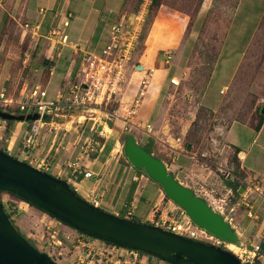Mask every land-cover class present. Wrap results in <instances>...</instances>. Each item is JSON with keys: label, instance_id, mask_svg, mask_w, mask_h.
Masks as SVG:
<instances>
[{"label": "rangeland", "instance_id": "1", "mask_svg": "<svg viewBox=\"0 0 264 264\" xmlns=\"http://www.w3.org/2000/svg\"><path fill=\"white\" fill-rule=\"evenodd\" d=\"M53 1L28 0L27 3V0H0V92L17 99L23 87L28 91L39 84L47 92L45 100H54L57 92L64 89L63 81L72 59H77L78 69L84 54L101 52H92V47L97 43V38L102 42L104 37H107L110 25L116 21L120 12L124 10V15L120 18L122 19L143 8L144 18L140 25L136 50L130 62H139V66L143 67L150 64L153 69L152 76L145 80H149L151 86L162 82V88L156 96L153 91L148 96L149 100L145 106H148L147 113H150L144 115L143 121L150 125V135L143 134L142 138L141 133H137V141L150 151L151 143L146 144L144 141L146 138H153L154 153L162 157L169 167L171 157L175 153L191 154L201 169L200 173L208 176L207 183L202 184L200 179L193 183L189 177H182L188 163L184 159L185 155L177 158L174 166L178 168L169 170L174 172L183 184H193L192 188L197 194L206 193L228 203L234 200L235 195L230 198L222 197L226 191V181L240 183V187L245 188L248 180L243 173H239V166L233 159L235 152L226 142L233 137L236 143L248 151L246 164L252 163L253 173L258 180L264 182V138L260 135L257 137L253 128L238 124L227 132L226 140L224 138V132L233 121L252 124L260 115L257 110L258 102L261 98L264 99V16L252 40L251 38L264 0H247L235 14L233 7L236 0H210L207 6L204 5L206 0H157L160 3L158 7L152 6V0H57V5L51 7ZM40 7L47 11L44 14L39 13ZM68 10L73 14V18L67 15ZM110 10L113 13L109 12ZM49 17H54V29L64 28L69 40L79 45L76 46V54L70 45L62 48L58 58L53 53L55 50L50 51L52 45L41 36L47 32L44 24L36 27L39 22L43 23ZM63 18L70 23L68 27H63ZM27 23L29 26L26 27ZM51 40L56 41L57 37L51 35ZM247 44L249 46L246 50ZM46 45L50 54H42L40 51V48ZM243 51L245 53L242 56ZM167 54L169 58H166ZM45 59H55L52 70L49 65H43ZM135 68H130L134 72L131 81L138 84L141 74H138L139 69ZM234 71L235 75L230 83V76ZM76 73L75 70L73 76ZM129 76L128 74V78ZM171 77H175L178 84L170 82ZM74 79L75 77L73 81ZM224 86H227V89L220 93ZM139 87L142 89L143 84L139 83ZM124 105H129V100H126ZM118 107L117 97L100 112L95 113L100 117L96 122L98 131L104 125L100 126V121L111 126L112 131L107 126L104 127V135L90 134L88 127L86 131L89 132L87 136L90 141L93 139L101 145L107 140L115 148L114 158L126 160L120 136L131 127H125L119 122L125 119V111L121 109L116 115ZM106 111L112 112L113 115H108ZM70 118L68 117L66 122L68 127L81 126L75 122V118ZM87 120L93 122V119ZM19 122L11 120L0 123V126H3L0 129V150L29 163V159L22 155L26 152L23 140L18 138L16 143L12 144L13 140H8L10 129L8 128V132L5 129L7 123L14 126ZM138 129L133 128L130 131L140 132L141 129ZM145 129L147 130V127ZM97 144L94 145L96 148ZM187 144H190L189 150L186 149ZM252 154L254 155L251 157ZM49 173L59 179L66 178L50 171ZM248 184L252 185V181ZM137 187V198L142 196L149 202L145 204L141 200L142 206L133 209L134 215L131 218L150 224L147 216L154 206L163 210L171 205L160 197L158 189L163 192L160 186L148 177L139 178ZM13 197L0 193L6 212L11 210L7 202L14 203ZM14 200L16 211L10 212L14 225L34 247L49 255L57 264H86V253L89 254V242L92 237L88 236L87 239L85 235L25 201L19 205V199L14 197ZM261 203L264 204V200ZM101 208L108 212L110 209L104 206ZM263 214L264 210L259 215ZM252 241L246 239L245 248L248 249ZM253 242L259 244L261 241ZM231 244L227 249L245 262L242 250ZM253 264H264V255L259 254Z\"/></svg>", "mask_w": 264, "mask_h": 264}, {"label": "crops", "instance_id": "2", "mask_svg": "<svg viewBox=\"0 0 264 264\" xmlns=\"http://www.w3.org/2000/svg\"><path fill=\"white\" fill-rule=\"evenodd\" d=\"M55 1L57 0L53 1V5L51 7L57 5ZM209 1L210 0H206L204 5L205 6L209 5L210 3ZM245 1L247 0H236L235 5L233 7L234 10L233 14H235L238 11L239 7ZM256 3L258 6H260L259 2L256 1ZM46 11L47 10L43 9L42 7L39 8V13L41 14H44ZM109 12H111V10ZM67 13L70 14L71 11L68 10ZM132 14L128 15V17L132 16ZM25 15H26V11H25ZM123 15H124V10L122 11V13L120 12V14H118L116 21H114L110 25L106 33L107 37H104L103 39V41L105 40L104 42L99 41V38H97V43L95 42L94 47H92L93 45L91 44L92 52H94V50H101L103 48L104 44L108 41V36L111 26L115 22H117ZM263 16H264V4L261 9V13L256 21V24L252 30L251 40L253 39ZM54 17H56L55 14ZM54 17L52 18L49 17L48 20L43 23L39 22L37 26L39 27L40 24L42 25L44 24V28L47 30L46 34L47 33L49 34L50 30L55 28L54 27L55 23L53 20ZM70 18H73L72 13L70 15ZM64 20L65 19L63 18V21ZM69 25L70 23L68 22L67 27ZM46 34L41 36L45 41H47L49 44L52 45V46L50 45L51 46L50 51L55 50V52L53 53L56 54L57 58L61 55L62 48L66 47L67 45H70L74 50L73 53L76 54V46L79 45H76L75 43L69 40L68 33H67L68 41L64 44H60L59 41L57 40L54 41L49 39ZM55 42L57 43L54 45L53 43ZM249 44H247L246 50ZM40 51L42 52V54H48L50 52L47 49V45L42 46L40 48ZM244 53L245 52L243 51L242 56ZM54 60L45 59L43 61V65H48L45 62L47 63L53 62V66L50 67V70H52L53 67L55 66ZM136 65L139 66V62H137ZM76 66H77V59L73 58L69 65L68 71L65 74V81H63L64 87L68 86L69 83L73 80L74 77L73 74L76 70ZM151 67L152 66L148 64L144 67L142 66V69H139L137 71L138 74H141L138 84L135 81H131L132 80L131 76L133 75L134 72L132 69L129 68L128 74L130 76L124 85L123 92L118 97L119 107L116 110L115 113L116 115L121 109L125 111L128 108V106L131 104L134 96L140 90L139 83H142V81L145 80V78H147L148 76H152L153 69ZM234 75H235V71L230 76V83ZM143 88H144V93L142 96V102L140 106L135 110L133 116L129 119V123L125 124V121L123 119L119 121L123 123L125 127L127 125H130L131 127L130 130H132L133 128L141 129L140 127L143 126L141 131L138 129V131L140 132L135 133L129 130L130 132H132L135 138L137 137V133H141L142 138L144 136L143 134L150 135L149 134L150 132L145 129L148 123L145 122V120L143 121L144 115L150 113V112L147 113L148 106H145V104L148 103L149 100L148 96L152 91L155 96L156 94H159L160 89L162 88V82L159 83L158 85L151 86L150 81L146 79L145 87ZM126 100H129V105H124V102ZM258 103L259 105L264 104V99L261 98ZM215 109H210V110L215 111ZM149 111H150V107H149ZM109 113L111 114L112 112ZM72 117L75 118V122L80 124L81 126L77 125L76 127H72V126L68 127L66 124V122H68V118L64 120L59 118V119H54L52 121H47L42 127L38 128V130L36 131L37 135H36L35 143L28 148L29 150L27 151V153L25 152L22 155L24 156L25 159H29L30 165L36 168H39L48 173L50 171L57 176L66 177L65 179L62 180L67 181L70 184V186H72V188L75 189V191L79 196H81L88 202L92 203L93 205H96L99 208H101V206L102 207L104 206V208L106 207L110 208L108 209L110 213L130 219L131 216L134 215L133 209L142 206L140 202L141 200H143L145 204L146 202H149L147 199H143L142 196L141 198L139 197V199L137 198V193L139 192L137 187V181L139 180V178L147 177V176L142 171H138L135 168H133V166L127 161V159L122 160L120 158H114L113 152L115 148H113L111 143L108 142L107 140H105L101 145L93 141L92 138L91 141L89 140L90 138L87 136L89 135V132L86 131V127H88L90 134L98 133L100 135L101 134L104 135L103 133L105 132L104 127L107 126V124L104 123L103 121H100L99 125L100 126L101 124L104 125L98 131V128H96L97 118L98 120L100 119L98 115H95L93 117H85L79 115L78 113L76 115H72L71 118ZM87 119H93L92 120L93 122H90ZM141 119L143 122L141 121ZM257 121L258 119L255 120L254 123L252 124L242 121H233L224 132L225 140H226L227 132H229L231 128L237 124L241 125L242 127L253 128L256 131L257 137L260 135L262 138H264V136H262L264 133V119L259 128L255 127ZM31 122L32 121H20L19 123L14 124V126H10L7 123V127L5 129H7V132H8V128L10 129L9 136L6 134V136L9 137L8 140H13L12 144H15L16 143L15 141L18 138H20V140H23L25 133L30 131L32 125ZM0 123H5V121L2 120L0 121ZM2 127L3 126L1 125L0 129H2ZM107 128L111 131L113 129L111 126L110 127L107 126ZM232 138L230 139V141L226 140V142L228 144V147H231L233 150L238 149L236 155L239 160L240 170L245 175V177L248 178L247 182L252 181V186L257 187L260 190V193L247 192L245 188L240 187L238 194H235L230 187H228L226 184L224 185L226 191L225 193H223L222 196L223 198H230L233 194L235 195L234 200L227 203L226 211L224 213L227 215L226 219L229 220L232 227L238 232V234L240 235L241 239L244 242L243 247L242 246L239 247L245 248L246 239L253 241L256 240L261 242L264 241V214L262 216L259 215L264 210L263 208L264 204L261 203L264 200V195H263L264 182L258 180L256 175L253 173L251 169L252 163L246 164L248 160V151H245L240 146V144L236 143V141H234L235 139ZM152 139L153 138H146L144 142L146 144L151 143L152 144L151 152L154 154V156L158 157L165 163L162 157L154 153L153 151L154 143ZM19 144L20 143H18L17 141V145ZM95 144L98 145L97 146L98 148L94 146ZM180 155H185L184 159H186V161L188 162L187 169L185 170V172L182 173V177L183 178L189 177L190 181L193 183L199 181L197 179H200V181H202V184L207 183L208 176L207 175L205 176L204 173H200L201 169L198 168V165L197 163H195V159L191 154L180 153V152L175 153L171 157L172 159L170 160L171 161L170 166L172 168L169 167L167 163H165L167 168L171 170H173V167L178 168V166H174V164L177 158H181ZM253 155L254 154H252L251 157ZM134 170L140 172V174L136 173ZM262 170L264 171V164ZM84 171H90L92 176L84 177L83 176ZM176 178L183 183V181L180 180L178 177ZM187 185L188 186L192 185L191 187H193V184H187ZM261 185L263 187H261ZM158 191L161 192L160 189H158ZM255 194L256 196L254 197ZM12 199L15 203L16 200H14V197ZM22 202L23 201L20 200L17 201L19 205H21ZM150 214L151 212L148 214L147 219L150 217ZM134 220L140 222L135 218ZM85 237L87 238L88 236ZM253 241L250 242V244H254ZM250 244H249V248H251ZM89 246H91L90 251H92V253L90 251L89 254L86 253V256L88 257L86 264H169L167 262L159 260L156 257L148 256L149 254L147 255L146 253L138 252V254L136 253L137 254L136 255V254H130L129 251H126L119 247L109 248L107 247L108 245L103 244L100 240L93 238L89 242ZM231 246L233 245L231 244ZM113 248H115V250ZM261 254L263 256L264 252H262Z\"/></svg>", "mask_w": 264, "mask_h": 264}, {"label": "water", "instance_id": "3", "mask_svg": "<svg viewBox=\"0 0 264 264\" xmlns=\"http://www.w3.org/2000/svg\"><path fill=\"white\" fill-rule=\"evenodd\" d=\"M50 67L53 62H45ZM142 69V66H137ZM264 113V107L262 108ZM3 121H36L37 113H13L0 109ZM127 161L158 184L165 200L182 209L199 228L236 246L244 242L221 213L202 196L180 182L166 164L137 142L130 131L121 134ZM186 149H190L187 144ZM0 191L9 192L79 233L118 246L142 251L169 264H250L227 248L193 240L107 212L77 194L67 181L23 162L0 150ZM0 264H57L34 247L11 222L0 199Z\"/></svg>", "mask_w": 264, "mask_h": 264}, {"label": "built area", "instance_id": "4", "mask_svg": "<svg viewBox=\"0 0 264 264\" xmlns=\"http://www.w3.org/2000/svg\"><path fill=\"white\" fill-rule=\"evenodd\" d=\"M67 15L70 16V14ZM143 18L144 9L141 8L132 14L131 17H124L115 22L110 28L108 41L101 49V52L83 55L79 68L76 69L77 73L74 75V81L72 80L62 91H58L54 100H45L47 92L38 85L33 86L28 91L23 87L20 97L17 99L12 96H5L4 92H0L1 110L13 113L39 114V119L33 121L30 131L25 133L23 138L26 153L28 148L36 141V131L47 121L59 118H70L72 115L78 113L85 117H93L96 111L100 112L109 102L114 101L121 95L124 85L128 80V70L129 68H135L136 65L131 63L130 60H132L133 53L136 50L140 34V25ZM62 25L66 27L68 20H64ZM25 26H29L28 23ZM51 35L56 36L60 44L68 41V35L64 31V28L50 31L48 35L49 39H51ZM169 57V54H167L166 58ZM170 82L175 85L178 84L175 77H171ZM145 83L146 80H143V87H145ZM226 89L227 87L222 88L220 93H223ZM143 93L144 88L138 91L131 104L125 110V124L129 123V119L140 106ZM106 113L113 115L109 111H106ZM146 127L147 131L150 132V125L147 124ZM83 176L91 177L92 174L90 171H84ZM248 183H246L245 190L260 193L257 187ZM160 195L165 200L163 192H160ZM201 195L213 209L227 218V215L224 213L227 202L224 199H216L209 194L206 195V193ZM165 202L171 206L163 210L159 209L158 206H154L149 217L150 224L193 240L228 248L230 243L196 226L186 213L171 201L165 200ZM102 243L105 244V242ZM250 245L251 248L249 249L237 248L242 250L245 256L244 261L252 264L255 258H259L260 243ZM124 250L129 251L130 254H136L138 252L131 249Z\"/></svg>", "mask_w": 264, "mask_h": 264}, {"label": "trees", "instance_id": "5", "mask_svg": "<svg viewBox=\"0 0 264 264\" xmlns=\"http://www.w3.org/2000/svg\"><path fill=\"white\" fill-rule=\"evenodd\" d=\"M157 2V0H152V6L154 7V6H156V7H158L159 5H160V3H158ZM264 107V104H262V105H259L258 107H257V110L260 112V115H259V117H258V121H257V124H256V128H259L260 127V125H261V123H262V121H263V119H264V113H262L261 111H262V108ZM152 145V144H151ZM150 145V146H151ZM237 150L238 149H235L234 150V152H235V157L233 158V159H235L236 160V162H237V164H238V166H239V160H238V158H237V155H236V152H237ZM150 151H151V149H150ZM238 171H239V173L240 174H242V171L240 170V168L238 167ZM226 185L228 186V187H230L231 189H232V191L235 193V194H238V191H239V187L240 186H242V184H240V183H234V182H231V181H226ZM72 187V186H71ZM0 193H7V194H9V195H12V196H14V197H16L17 199H19V200H22V201H25V200H23V199H21L20 197H18V196H16V195H14V194H11V193H9V192H5V191H0ZM26 203H28V204H30L29 202H27V201H25ZM3 204V203H2ZM7 204H8V206H9V208L11 209L10 210V212H15L16 210H15V204L13 203V202H10V201H8L7 202ZM30 205H32V204H30ZM33 206V205H32ZM35 207V206H34ZM10 212H8L7 211V214H8V216H9V218L11 219V222L14 224V222H13V220H12V216H11V213ZM44 212V211H43ZM45 213V212H44ZM47 214V213H46ZM49 215V214H48ZM50 216V215H49ZM52 217V216H51ZM54 218V217H53ZM133 220H134V218H132ZM57 220V219H56ZM59 221V220H58ZM18 228V227H17ZM24 236V235H23ZM86 236V235H85ZM92 239V238H91ZM28 240V239H27ZM105 244L106 245H108V246H111V247H118V246H116V245H114V244H111V243H108V242H105ZM139 253H143L142 251H138ZM262 252H264V241H262L261 243H260V250H259V253L261 254ZM253 264V263H252Z\"/></svg>", "mask_w": 264, "mask_h": 264}, {"label": "bare ground", "instance_id": "6", "mask_svg": "<svg viewBox=\"0 0 264 264\" xmlns=\"http://www.w3.org/2000/svg\"><path fill=\"white\" fill-rule=\"evenodd\" d=\"M233 245V244H232Z\"/></svg>", "mask_w": 264, "mask_h": 264}]
</instances>
